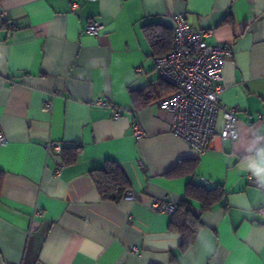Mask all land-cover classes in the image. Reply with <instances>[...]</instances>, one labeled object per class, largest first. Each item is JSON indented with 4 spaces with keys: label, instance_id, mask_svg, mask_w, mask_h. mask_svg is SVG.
Instances as JSON below:
<instances>
[{
    "label": "crops",
    "instance_id": "0c3cea01",
    "mask_svg": "<svg viewBox=\"0 0 264 264\" xmlns=\"http://www.w3.org/2000/svg\"><path fill=\"white\" fill-rule=\"evenodd\" d=\"M2 11L0 264H264V0H0ZM179 13L232 49L217 123L234 108L238 138L216 136L203 154L170 131L158 101L172 87L142 27L171 40ZM91 20L98 34L84 31ZM47 143L81 149L62 165ZM106 160L134 200L99 198L89 172ZM189 182L226 193L208 211L193 201L203 226L181 252L170 213L153 204H176Z\"/></svg>",
    "mask_w": 264,
    "mask_h": 264
},
{
    "label": "built area",
    "instance_id": "2783aa9c",
    "mask_svg": "<svg viewBox=\"0 0 264 264\" xmlns=\"http://www.w3.org/2000/svg\"><path fill=\"white\" fill-rule=\"evenodd\" d=\"M76 4L73 5L75 7ZM5 20V13L0 12V26ZM102 24L91 20L84 31L88 34H98ZM209 31L196 30L186 21L182 13L173 16V42L170 52L158 55L154 59L155 68L165 83L173 92L161 98L158 105L170 116V131L178 138L187 142L197 153L206 152L214 137L223 140L238 138L236 126L238 118L234 108H222L220 123H217L220 99L225 86L223 85V66L226 57L232 53L231 47L206 42ZM55 92L54 94H56ZM104 104V102H98ZM50 101H45L43 110H49ZM119 113L116 112L115 116ZM253 129V126H251ZM135 139L144 133L135 124L133 126ZM0 132V141H3ZM47 150L59 152L60 144H46ZM123 199L134 200V194L128 193ZM175 204L167 199L155 202V211L171 213ZM257 212L264 215V208Z\"/></svg>",
    "mask_w": 264,
    "mask_h": 264
},
{
    "label": "trees",
    "instance_id": "16d2710c",
    "mask_svg": "<svg viewBox=\"0 0 264 264\" xmlns=\"http://www.w3.org/2000/svg\"><path fill=\"white\" fill-rule=\"evenodd\" d=\"M143 29L150 39L153 47H158L161 50L157 52V55H164L171 49L173 37L168 41H159L156 39L155 32L151 29L154 28L153 24H143ZM149 30V31H148ZM162 48H166V51H162ZM173 92V89L171 93ZM170 93V94H171ZM167 97V96H166ZM61 146V145H60ZM81 146H62L58 152L62 165L71 164L75 162L80 153ZM196 165V161H191L184 167L182 164H178L173 169L169 170L167 175L179 174L182 170L193 169ZM89 176L97 190L99 198L101 200H108L112 202H119L130 191V182L125 174V171L114 160H106L103 168L94 169L89 172ZM224 189L219 186L207 187L203 184H196L189 182L185 188L184 197L179 200L174 210L170 213V219L168 223V230L179 233L181 240L179 244V250L181 252L186 251L192 244L196 233L203 223L200 220L199 213H196L193 209V201L200 204V211H208L213 208L214 205L221 202L225 196Z\"/></svg>",
    "mask_w": 264,
    "mask_h": 264
}]
</instances>
